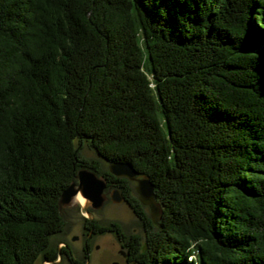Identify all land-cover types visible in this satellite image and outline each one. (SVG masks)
Returning a JSON list of instances; mask_svg holds the SVG:
<instances>
[{"label": "trees", "instance_id": "1", "mask_svg": "<svg viewBox=\"0 0 264 264\" xmlns=\"http://www.w3.org/2000/svg\"><path fill=\"white\" fill-rule=\"evenodd\" d=\"M83 168L141 222L132 262L264 264V0H0V264L56 260Z\"/></svg>", "mask_w": 264, "mask_h": 264}, {"label": "water", "instance_id": "2", "mask_svg": "<svg viewBox=\"0 0 264 264\" xmlns=\"http://www.w3.org/2000/svg\"><path fill=\"white\" fill-rule=\"evenodd\" d=\"M108 172L117 178H124L129 182H135V191L138 195V201L144 207L149 208V216L153 224H157L161 217V208L155 200L154 185L149 178L139 175L130 163L123 161L110 162L107 165ZM74 180L64 189L58 198V209L61 213L66 207L73 206L76 202L75 196L80 194L86 203L84 211L90 216L88 206L92 209H100L107 200L106 189L107 182L102 177L97 176L94 172L87 169H79L74 175ZM110 200L113 203H126L125 197L114 189L110 194ZM90 220L91 217H88ZM112 264H118L116 262ZM136 264V263H133Z\"/></svg>", "mask_w": 264, "mask_h": 264}, {"label": "rangeland", "instance_id": "3", "mask_svg": "<svg viewBox=\"0 0 264 264\" xmlns=\"http://www.w3.org/2000/svg\"><path fill=\"white\" fill-rule=\"evenodd\" d=\"M81 153L84 157L89 159L95 157L93 151L90 150L87 146L83 147ZM130 183V186L133 189L132 196H136L138 199V195L135 191L136 183ZM114 189L116 188L112 187L108 190L106 189L105 193L107 196V200L104 202L103 206L100 209L95 210L88 206L90 216H88L83 209L85 204L80 205L78 202H76L73 206L66 207L62 210L61 214L63 215L65 222V231L68 233V241L72 242V237L79 236L83 225V218L88 219V217L102 220L104 224L114 222L121 227L122 234H132L140 237L143 236L142 224L133 214L129 206L126 204L127 202L117 204L113 203L110 200L109 196L112 190ZM84 201L86 202L85 199ZM145 211L148 214L150 213L149 208L147 207H145ZM52 238V241H54L56 238H59V235L53 236ZM98 244L101 246L100 250H95L91 253L90 259L87 264H110L112 258H118L117 251L119 250V245L117 244L114 237H110V235H105L98 240ZM74 246L78 247L79 243H75ZM106 252H108L112 256V258L106 256ZM40 263L41 261L38 259L34 262V264Z\"/></svg>", "mask_w": 264, "mask_h": 264}, {"label": "flooded vegetation", "instance_id": "4", "mask_svg": "<svg viewBox=\"0 0 264 264\" xmlns=\"http://www.w3.org/2000/svg\"><path fill=\"white\" fill-rule=\"evenodd\" d=\"M127 204V203H126ZM128 205V204H127ZM112 222L104 224L102 220L91 218L84 220L81 232L79 236L72 237L71 241L67 240L68 233L65 231L59 235V238L55 239L56 249H57V258L54 261H41L40 264H87L90 259V255L95 250H100V245L98 244V240L105 236L110 235V237H114L117 244L119 245V250L117 251L118 258L114 259L112 256L106 252L105 255L112 258L110 264L116 262L118 264H133L131 260V249L133 246V236L132 234H122L119 238H117L118 231L111 230L113 227L111 225ZM118 225V224H117ZM119 226V225H118ZM120 227V226H119ZM121 229V227H120ZM79 243L78 247H75L74 244ZM69 251L71 254V258H63V253ZM117 257V256H116Z\"/></svg>", "mask_w": 264, "mask_h": 264}, {"label": "bare ground", "instance_id": "5", "mask_svg": "<svg viewBox=\"0 0 264 264\" xmlns=\"http://www.w3.org/2000/svg\"><path fill=\"white\" fill-rule=\"evenodd\" d=\"M75 202H78L80 205H83L85 204L86 202L84 201L83 197L80 195V194H77L75 196Z\"/></svg>", "mask_w": 264, "mask_h": 264}]
</instances>
